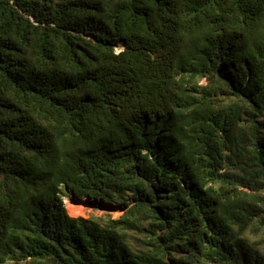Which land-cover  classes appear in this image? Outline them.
<instances>
[{
    "label": "trees",
    "instance_id": "1",
    "mask_svg": "<svg viewBox=\"0 0 264 264\" xmlns=\"http://www.w3.org/2000/svg\"><path fill=\"white\" fill-rule=\"evenodd\" d=\"M0 264H264V0H0Z\"/></svg>",
    "mask_w": 264,
    "mask_h": 264
},
{
    "label": "rangeland",
    "instance_id": "2",
    "mask_svg": "<svg viewBox=\"0 0 264 264\" xmlns=\"http://www.w3.org/2000/svg\"><path fill=\"white\" fill-rule=\"evenodd\" d=\"M202 84H205L203 81ZM69 193L70 197L65 200V205L71 217L78 218H105L112 217L113 219H119L124 213L121 210H114V212L109 213V209L104 207L94 206V202L90 201L89 198H79L76 195Z\"/></svg>",
    "mask_w": 264,
    "mask_h": 264
},
{
    "label": "built area",
    "instance_id": "3",
    "mask_svg": "<svg viewBox=\"0 0 264 264\" xmlns=\"http://www.w3.org/2000/svg\"><path fill=\"white\" fill-rule=\"evenodd\" d=\"M66 200V199H65ZM65 200H64V204H65ZM65 207H66V205H65ZM67 208V207H66ZM70 214V213H69Z\"/></svg>",
    "mask_w": 264,
    "mask_h": 264
}]
</instances>
